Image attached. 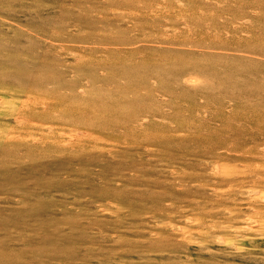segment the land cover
<instances>
[{"label": "rangeland", "instance_id": "1", "mask_svg": "<svg viewBox=\"0 0 264 264\" xmlns=\"http://www.w3.org/2000/svg\"><path fill=\"white\" fill-rule=\"evenodd\" d=\"M263 122L264 0H0V264H264Z\"/></svg>", "mask_w": 264, "mask_h": 264}, {"label": "bare ground", "instance_id": "2", "mask_svg": "<svg viewBox=\"0 0 264 264\" xmlns=\"http://www.w3.org/2000/svg\"><path fill=\"white\" fill-rule=\"evenodd\" d=\"M160 6V5H159ZM234 35V34H233ZM255 36V35H254ZM243 38V37H242ZM105 61V60H104ZM197 102V101H196ZM36 103V102H35ZM235 103V102H234ZM232 104V103H231ZM20 107V106H19ZM244 107V106H243ZM203 110V109H202ZM257 110V109H256ZM27 111V110H26ZM25 111V112H26ZM32 111V110H31ZM221 111V110H220ZM193 112V111H192ZM251 112V111H250ZM218 113V112H217ZM225 113V112H224ZM245 114H246V112H245ZM219 116V115H218ZM250 116V115H249ZM227 117V116H226ZM151 119V118H150ZM216 119V118H215ZM231 120V119H230ZM148 121V120H147ZM165 122V121H164ZM176 122V121H175ZM40 123V122H39ZM177 123V122H176ZM263 124H264V122H263ZM241 125V124H240ZM262 125V124H261ZM192 127V126H191ZM221 127V126H220ZM91 129V128H90ZM121 129V128H120ZM114 130V129H113ZM174 130V129H173ZM26 131V130H25ZM202 131V130H201ZM171 133V132H170ZM169 133V134H170ZM173 134H174V132H172ZM130 134V133H129ZM155 137V136H154ZM163 137V136H162ZM234 151V150H233Z\"/></svg>", "mask_w": 264, "mask_h": 264}]
</instances>
